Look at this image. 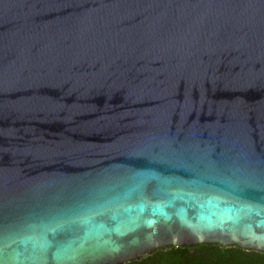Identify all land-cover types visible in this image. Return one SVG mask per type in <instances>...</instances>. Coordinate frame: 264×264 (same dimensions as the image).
<instances>
[{
	"label": "water",
	"instance_id": "1",
	"mask_svg": "<svg viewBox=\"0 0 264 264\" xmlns=\"http://www.w3.org/2000/svg\"><path fill=\"white\" fill-rule=\"evenodd\" d=\"M264 252V0H0V264Z\"/></svg>",
	"mask_w": 264,
	"mask_h": 264
},
{
	"label": "trees",
	"instance_id": "2",
	"mask_svg": "<svg viewBox=\"0 0 264 264\" xmlns=\"http://www.w3.org/2000/svg\"><path fill=\"white\" fill-rule=\"evenodd\" d=\"M141 260L150 264H264V252L237 245L194 244L156 249Z\"/></svg>",
	"mask_w": 264,
	"mask_h": 264
},
{
	"label": "flooded vegetation",
	"instance_id": "3",
	"mask_svg": "<svg viewBox=\"0 0 264 264\" xmlns=\"http://www.w3.org/2000/svg\"><path fill=\"white\" fill-rule=\"evenodd\" d=\"M154 252V251H153ZM151 254V253H150ZM149 255V254H148ZM145 257V256H144ZM142 257L139 258V259H135V260H131V261H128V262H124L123 264H150L149 262H143L142 260Z\"/></svg>",
	"mask_w": 264,
	"mask_h": 264
}]
</instances>
